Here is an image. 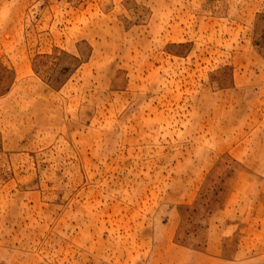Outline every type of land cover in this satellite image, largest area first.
Masks as SVG:
<instances>
[{
    "label": "rangeland",
    "instance_id": "374dc122",
    "mask_svg": "<svg viewBox=\"0 0 264 264\" xmlns=\"http://www.w3.org/2000/svg\"><path fill=\"white\" fill-rule=\"evenodd\" d=\"M0 264H264V0H0Z\"/></svg>",
    "mask_w": 264,
    "mask_h": 264
}]
</instances>
